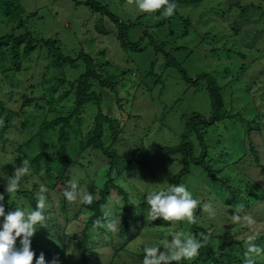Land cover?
I'll list each match as a JSON object with an SVG mask.
<instances>
[{"label":"rangeland","instance_id":"obj_1","mask_svg":"<svg viewBox=\"0 0 264 264\" xmlns=\"http://www.w3.org/2000/svg\"><path fill=\"white\" fill-rule=\"evenodd\" d=\"M20 1L28 13L36 16L30 28L39 26L48 37L57 35L64 42L67 38L71 47L81 46L92 55L98 71L103 70L106 77L119 83L117 95L92 83L89 92L99 96L100 103L86 104L71 118L77 87L72 84L83 73L84 65L73 71L47 69L48 58L42 52L33 54L25 62L29 64L28 70L14 74L12 84L0 75V100L6 108L4 112L0 110V173L11 177L14 169L22 164L29 168L20 191L10 197L6 194L5 212L14 210L15 205L33 210L29 204L31 196L23 193H32L37 198L39 186L44 184L48 189L45 193L49 204L47 215L56 221L58 231L73 237L72 241H61L62 245L57 247L53 239L45 236V227H38L31 240L52 247L59 255L64 250V264L81 262L78 239L91 215L82 197L90 193L93 199H99L110 168V159L90 144L99 124L98 143L124 172L118 185L124 179L127 183H122L124 187L129 185L134 195L138 193L141 204L146 203L144 198L149 191L167 186L159 184H170L171 178L183 168V159L167 151L179 145L184 136L186 139L189 136L195 157H200L202 147L187 123L195 112L208 121L213 116L208 83L203 80L198 85L189 84L178 68L184 69L193 80L201 75L211 76L221 88L223 120L207 130L200 125L199 132L204 133L208 153L214 155L217 163L213 167L218 176L215 191L228 204H233L234 209L219 208L217 204L214 208L229 209L232 215L239 209L241 217L250 216L256 221L250 226L243 220L235 221L232 215L225 220L216 216L213 221L214 217L203 211L205 224L212 226L208 231L216 229L211 232V251L218 252L223 244L231 241H241L245 246L249 235H255V242L264 238V0H206L198 5L176 6L171 17L156 11L141 12L135 0H104L113 13L126 24H132L129 39L132 43L142 39L141 51L124 49L117 40L112 21L102 15H90L85 5L73 6L71 0ZM102 21L108 32L105 35L97 28L102 26ZM2 31L8 32V28L0 23V34ZM45 72L54 74L56 83L51 87L44 81L47 75L42 77ZM68 117V125L64 122L54 125L57 119ZM257 126L262 132H257ZM249 129L253 131L248 133ZM61 146H65V156L71 164L64 175L66 184L68 187L69 181L77 184L73 201L64 198L65 189L58 181L63 168L58 159ZM191 176L192 172L184 185H190L194 195ZM209 181L210 178L204 179L206 189L197 198L200 203L206 202L202 198L212 200L210 193L207 195ZM257 185L263 186L262 205H250L248 196L255 199L260 194ZM5 186L6 179L0 178V189L5 190ZM196 189L200 195L201 188ZM112 198L108 207L110 214H114L120 201L115 192ZM146 210L143 217L147 216ZM119 220L115 219L116 227ZM185 221L187 229L179 223L162 230L146 224L125 250L111 255V248H103L93 264H141L142 247L161 245L168 238L166 234L172 231L191 232L200 239L199 231L194 232ZM131 230L134 232L135 228ZM113 232L116 246L121 245L123 241L117 237V230ZM18 241L19 238L16 247H19ZM97 241L102 246L105 243L102 236ZM70 247L72 253L66 254ZM237 249L239 246L235 245ZM203 255L205 264H212L209 250ZM196 257L182 262L190 264ZM47 259L45 262L51 264Z\"/></svg>","mask_w":264,"mask_h":264},{"label":"trees","instance_id":"obj_2","mask_svg":"<svg viewBox=\"0 0 264 264\" xmlns=\"http://www.w3.org/2000/svg\"><path fill=\"white\" fill-rule=\"evenodd\" d=\"M206 0H175L176 6L183 5L186 6L188 4H200ZM72 5L74 6H81L85 5L90 10V15H102V18L105 16L107 19L111 20L117 30V40L121 44L124 49L131 48L132 50L141 51L142 49L139 45L142 43V39L138 40L136 43H132L129 39V32L132 27V24H126L125 21L121 19L120 16L113 13L107 3L104 0H71ZM262 9V8H261ZM263 10V9H262ZM264 11V10H263ZM157 14L162 13L161 10H156ZM36 20L35 14L28 13L25 10L24 6L22 5L20 0H0V23L8 28V32H1L0 34V75L4 76L10 84L13 83L15 79L16 73L21 70H28V62L29 59L32 57L33 54L40 55L42 52H45V57L48 58L46 60V68H53L54 71L58 69H70V71L77 70L84 65V71L79 76V78L73 82L72 85H77L75 90V105L74 109L70 113V117L73 118L77 113L81 111V109L88 103L96 101L98 104L100 103V97L97 96L95 93H90V85L92 83H97L101 87L108 89L111 93H115L117 95V90L119 87V83L115 82L112 77H106L103 70L98 71L97 65L95 64V60L93 59L90 53H86L83 48L78 47H71L68 45L70 42L67 38H65V42L61 41L55 37H48L46 31L39 27L33 26L32 28L29 27L31 22ZM187 22V21H185ZM102 26H97L100 33L106 34L108 33L103 25V21L101 22ZM36 25V24H35ZM156 27V26H155ZM158 27V25H157ZM147 31L143 34L146 36ZM77 36V35H76ZM156 48V47H155ZM159 52V49L157 53ZM101 54H105L101 53ZM107 64V63H106ZM172 64V63H171ZM105 66V65H104ZM181 70L183 78L189 84L196 83L199 84L201 81H207L208 83V92L210 98L212 100V105L214 108V113L211 119L208 121L204 119V117L199 113H193L188 119L187 127L189 128L191 134H196L198 137V141L200 146L202 147V153L200 157H195L194 155V146L192 141L187 136H184L180 141L179 145L174 146L171 149H168V154L176 157H180L183 159V168L174 175L171 180L170 184H184L185 179L188 177L189 173L192 172L193 176L189 177L190 183L194 186V198H200L203 196V192L206 189L204 184L205 178H210L209 183L207 184V195L210 193V197L212 198L211 202L208 199L202 198L201 200H205L206 202L211 203L212 205H216L219 208L224 206L230 208L231 210L234 209L233 204H228V202L220 197V193L215 191L218 188L217 183V172L213 169L214 166L217 165L214 155L208 153L207 145L205 142V137L203 136L204 133L199 132V126L202 125L204 130L211 129L217 122L223 120V115L221 114L222 110V102H221V88L218 87L216 81L207 75H201L197 77V79L193 80L187 76V73L184 69L178 68ZM47 75V76H46ZM46 76L45 83L47 81V85H54V74H48L45 72L42 77ZM56 76V75H55ZM58 82V81H57ZM2 86L0 85V88ZM0 110L4 112L6 108L4 107V101L0 100ZM101 118H105L101 115ZM106 119V118H105ZM64 122V124L68 125L69 117L62 119H57L54 125H58L59 123ZM101 125L99 124L97 130L95 131L96 135L90 140V144H92L94 149H99L103 152V154L110 159V168L108 170V180L105 185V189L99 193V199H93L91 204H84V206L89 210L91 213L90 217L85 221V229L81 235V238L78 239V242L81 244V262L78 264H93L98 260L100 256L99 250L103 248H111V255L113 253H117L118 251L125 250V246L129 244L132 239H135L140 234L141 230L146 226V224H150L152 227H158L160 230L169 228L175 223H179L183 229L186 226V221H163L162 219H157L155 221H151L145 219L146 215L143 217V210L147 209L146 203L141 204V200L138 196V193L134 195L133 189L131 187H124L126 181L120 182L118 185V181H120L123 177L122 171L118 168L115 164V160L113 157L103 149V147L98 143L100 140V129ZM257 132H262L260 126H257ZM253 130L249 129L247 132L251 133ZM206 134V133H205ZM66 138V134L63 136V139ZM189 140V141H188ZM218 144H221L220 142ZM58 159L63 164V168L61 171V175L59 176V183L60 186L64 187L67 190L69 187L66 184V179L64 177L65 172L71 164L69 163V158L65 156V146H61L60 153ZM130 168L131 166L127 164ZM195 168H200L198 171H195ZM203 170V171H202ZM199 173L200 176H196L195 174ZM189 180V179H188ZM196 181V184L194 185ZM122 183H125L124 185ZM264 186V184H263ZM263 186L257 185L256 187L259 189L260 194L255 195V199H251V195L248 196L247 202L250 205L257 203V205H262L263 196L261 195L263 192ZM190 185H188L189 191ZM201 188V194L197 195V189ZM61 192V191H60ZM112 192H115L116 195L120 198L119 203H117V208L114 214H110L108 212V207H110V203L113 201L112 199ZM0 194H4V200L1 202L3 205L7 201L8 197H6V193L3 189H0ZM26 196H31L29 199V204L32 206V209H35L36 205V198L35 196L30 193L26 194ZM206 195V196H207ZM197 196V197H196ZM145 199V198H144ZM131 202H135L136 205L131 204ZM145 202V201H144ZM204 202V203H206ZM231 203V202H230ZM203 204V202L201 203ZM214 207V206H213ZM231 210L222 211L220 209H216V216L221 220H225L230 217L233 212ZM147 211V210H146ZM112 213V212H111ZM222 214V215H221ZM47 215V211H46ZM194 216L197 217V222L191 224V229L194 232L199 231V233H203L207 236V241L204 243V246L199 250V255L196 259L190 264H205L206 259H204V253L209 250L210 254L212 255V264H243L244 260V252L245 246L241 241H231L230 243L223 244L221 249L218 252L211 251V232H216V229H211V232L208 229L211 226L205 224V216L203 210L198 207L194 210ZM216 216L213 218H216ZM221 216V217H220ZM48 219L45 222V236L50 239H53L54 243L57 247L61 246V241H72L73 237H69L66 233H61L56 228V221L53 220L47 215ZM107 218H114L120 219L117 230V237L120 238L122 244L117 245L118 243L114 240L113 235L114 232L107 231L104 227L98 226L97 221L100 222L102 225ZM200 217V220L198 219ZM144 219V220H143ZM151 222V223H149ZM208 226V227H206ZM135 228L134 232H132V228ZM210 233V234H209ZM199 234V235H200ZM215 235V234H214ZM44 236V234H43ZM62 236V237H61ZM102 236L105 239V243L100 244L97 241V238ZM130 239H128V237ZM216 238V237H215ZM59 239V240H58ZM217 239V238H216ZM215 240V239H214ZM213 240V241H214ZM222 240V238H221ZM264 241V238L261 241L255 242L258 245H262L261 242ZM33 243V247L31 248L36 256L43 253L45 259H49L51 264H64L65 261V253L64 250L61 249V255L58 253L53 252V248L47 245H43L42 243L31 240ZM19 244V241H18ZM108 244V246H107ZM235 245L239 246V249L235 250ZM55 247V246H54ZM62 248V247H60ZM65 248V246H64ZM263 255V256H262ZM256 257V264H264V254ZM36 256L33 258V264H35ZM143 256V255H142ZM47 257V258H46ZM47 259V260H48ZM47 264V263H46ZM174 264V262H173ZM181 264H188L185 262H181Z\"/></svg>","mask_w":264,"mask_h":264},{"label":"clouds","instance_id":"obj_3","mask_svg":"<svg viewBox=\"0 0 264 264\" xmlns=\"http://www.w3.org/2000/svg\"><path fill=\"white\" fill-rule=\"evenodd\" d=\"M139 11L151 13L162 9V15L171 17L176 10L175 0H135ZM29 172V168L22 166L15 168L11 177H5L0 173V178L6 179L4 192L8 197L17 194L21 187L23 178ZM43 174V173H41ZM70 187L63 192L67 201H73L76 198L77 184L68 182ZM167 185L154 188L145 196L147 204V216L145 219L155 221L158 218L163 221H183L187 220L189 224L196 223L197 217L194 216V210L200 207L209 217L216 216V209L211 203L201 204L197 198L184 184H168L167 182L159 184ZM48 191L44 184L39 186L36 205L34 210H25L22 206L15 205L14 210L5 212L3 203H0V264H33V258L36 256L31 249V238L38 227H45L48 219L46 209L49 204L45 193ZM93 194L85 193L82 202L91 204ZM4 200V194H0V202ZM131 204L136 205L135 202ZM232 215L235 221L243 220L248 225H253L256 221L250 216L239 215V209L234 210ZM107 231L116 230V221L114 218H107L101 225ZM168 237L159 246H143L141 251L143 259L141 264H181L182 261H188L199 255V250L207 241V236L200 234L197 239L191 232L185 234L182 231H172L166 234ZM19 238V247H16ZM255 235H249L245 240V252L243 264H256V257L264 254V247L255 243ZM163 249V250H161ZM73 249L70 247L66 254H71ZM35 264H46L43 253L36 256Z\"/></svg>","mask_w":264,"mask_h":264}]
</instances>
